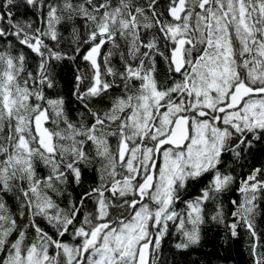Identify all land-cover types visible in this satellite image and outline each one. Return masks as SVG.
<instances>
[{"label": "snow or ice", "instance_id": "snow-or-ice-1", "mask_svg": "<svg viewBox=\"0 0 264 264\" xmlns=\"http://www.w3.org/2000/svg\"><path fill=\"white\" fill-rule=\"evenodd\" d=\"M24 3L44 28L17 20L15 0H0V264H165L158 250L169 221L185 238L177 249L197 244L205 203L233 181L218 171L222 154L239 156L264 140V0ZM76 17L88 48L73 92L84 111L74 121L64 98L45 89L55 86L50 61L80 55L79 31L73 28L72 56L43 38L57 41V25ZM16 45L39 57L35 72ZM113 89L120 95L107 110L89 107ZM94 162L97 182L62 207L59 198L70 184H82ZM209 173L210 186L185 202L186 216L175 211L180 190ZM262 175L256 168L241 181L228 225L234 238L238 225L247 230L253 264H264L254 219ZM86 201L92 211H83ZM212 219L223 222L222 206Z\"/></svg>", "mask_w": 264, "mask_h": 264}, {"label": "trees", "instance_id": "trees-1", "mask_svg": "<svg viewBox=\"0 0 264 264\" xmlns=\"http://www.w3.org/2000/svg\"><path fill=\"white\" fill-rule=\"evenodd\" d=\"M4 2L6 3V0ZM74 2H79V0H74ZM10 10L17 20L31 21L33 27H45L38 20L39 14H34L36 10L30 6H26L24 0H15V4L10 7ZM73 28L79 31L81 53L76 56L75 61L70 59L50 61L49 70L55 86L51 89H45V94L50 98H64L66 111L75 121L80 118L79 113L84 111L82 105L76 101L73 95L76 85L75 76L77 69L85 70L86 68L85 62L81 59V56L88 48V45L82 43L87 34L84 21L79 17L71 21L65 19L60 25H57V31L59 33L57 41H52L47 37L43 39L54 51L72 56L75 54L74 49L77 46L73 42ZM5 43L6 41H0V49L3 48ZM21 47L16 45L17 49H21ZM22 50L27 54V70L35 72L39 63V57L26 47H22ZM104 51H107V49L105 48ZM112 64L117 68L121 67L118 56L113 57ZM165 70L166 65L160 62L158 64V78L162 81L167 79L164 76ZM108 79L111 80V77H108ZM117 83H119V80H117ZM120 91V89L110 90L109 94L102 101H95L89 104V107L101 112L107 110L110 107V101L114 96L120 95ZM87 119L88 122H91L90 117ZM110 142L113 145L115 144L114 139L110 140ZM99 166V162H94L87 169H84L81 185H69L64 197L59 198L62 207L67 205L68 199L74 198L78 201L80 195L87 191L89 186L97 182L93 169ZM256 168L264 169V140H253L252 146L245 147L239 156H235L231 152L222 154L218 171L221 175H231L233 181L223 192L216 193L213 200L205 203L204 222L200 226L199 242L189 245L187 249H177L176 245L185 242V238L181 232L177 231L178 222L174 223L169 221V231L162 241L161 249L158 250V260L164 261L165 264H253V257L249 247L251 240L247 230L242 225H238V236L234 238L230 234L228 225L236 219L231 214L235 211L232 201L235 200L239 203L242 199L238 191L240 183ZM40 171L46 174V170L42 167ZM214 174H206L202 181L189 182L185 188L181 189V199L176 202L174 210L183 212L186 216L187 210L185 202L194 200L200 195L201 190L209 187ZM259 179H264V175L260 176ZM5 200L10 206L15 203L12 193L5 196ZM257 203V215L254 219L256 230L261 237V243L264 244V193L260 194ZM217 206L223 207V222L212 219V216L217 210ZM92 210V204L86 201V207L83 211L87 212ZM80 219H83V214L78 218V220ZM41 226H44L43 223ZM186 227L190 229L191 225H186ZM31 238L32 233L30 232L28 242H31ZM63 239L70 240V237L65 236ZM259 251H264V248L259 249ZM5 255V253L0 252V257Z\"/></svg>", "mask_w": 264, "mask_h": 264}]
</instances>
